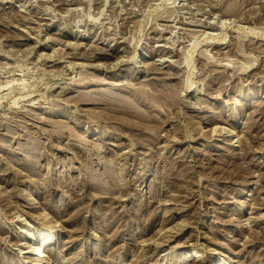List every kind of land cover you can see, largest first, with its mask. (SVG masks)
I'll list each match as a JSON object with an SVG mask.
<instances>
[{"label": "rangeland", "instance_id": "1", "mask_svg": "<svg viewBox=\"0 0 264 264\" xmlns=\"http://www.w3.org/2000/svg\"><path fill=\"white\" fill-rule=\"evenodd\" d=\"M43 215L53 264H264V0H0V264Z\"/></svg>", "mask_w": 264, "mask_h": 264}, {"label": "bare ground", "instance_id": "2", "mask_svg": "<svg viewBox=\"0 0 264 264\" xmlns=\"http://www.w3.org/2000/svg\"><path fill=\"white\" fill-rule=\"evenodd\" d=\"M69 2V1H68ZM73 2V1H72ZM74 3V2H73ZM72 4V3H71ZM211 23V22H210ZM167 33V32H166ZM116 66V65H115ZM137 67H139L138 65L136 66V68ZM217 68V67H216ZM28 193H30V191H26L24 194H25V196L28 194ZM33 193V192H32ZM27 197V196H26ZM31 205V204H30ZM42 215V214H41ZM40 216V215H39ZM44 217H43V220L44 221H42L43 223H42V227H43V232H42V234H40L41 236H40V243L38 244V245H36V246H33V245H28V246H26V249H28V251L26 252V253H28V254H30L31 256H34L33 258H32V260L34 261V262H32V264H53V263H51L50 262V258L49 257H46V256H44L43 254L45 253V251H46V249H47V241H48V239L51 237V236H53V235H55V234H57V233H60V225L56 222L55 224H53L52 222L54 221V219H53V217H47V216H45V215H43ZM42 218V217H41ZM41 222V221H40ZM47 235V237H45L44 235ZM31 235V232H29V230L28 229H26L25 231H24V237L23 238H28L29 236ZM22 246L24 245L23 243L21 244ZM20 245V246H21ZM40 257V259L39 258H36V257ZM208 256V255H207ZM207 256H205V255H200L199 254V252H196L195 253V257L193 258H191L190 259V261H192L191 263L192 264H197V261L198 260H202L203 261V259H205V258H207ZM41 257L43 258V259H45L46 261H43V259H41Z\"/></svg>", "mask_w": 264, "mask_h": 264}]
</instances>
